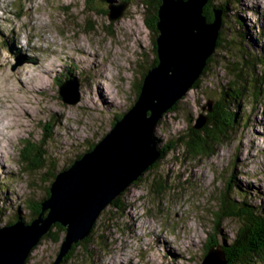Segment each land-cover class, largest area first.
<instances>
[{
  "label": "rangeland",
  "instance_id": "obj_1",
  "mask_svg": "<svg viewBox=\"0 0 264 264\" xmlns=\"http://www.w3.org/2000/svg\"><path fill=\"white\" fill-rule=\"evenodd\" d=\"M93 2L89 5L98 9L108 5ZM230 4L229 20L234 15L242 20L233 27L243 34L251 30L264 44V0ZM146 9V0H127L122 16L110 20L107 14L87 11L85 0H0L3 211L12 214L20 204L28 218L21 203L46 194L52 180L46 174L70 165L111 128L114 115L130 107L143 69L155 56ZM217 52L200 89L191 88L155 126L159 144L172 150L122 191L115 205L101 211L95 227L101 237L95 235L87 246L81 243L64 264H198L204 244L231 238L238 226L232 219L215 220L229 176L251 186L248 199L264 200V94L257 103L241 101L245 119L222 131L226 138L214 142L210 154H196L175 141L178 133L188 138V127L207 112L203 107L219 99L222 87L235 79L226 68L234 56ZM256 71L258 80L251 86L264 91L263 66ZM63 72L77 76L70 79L79 81L76 104L64 103L59 95L56 77ZM104 98L115 100V106L105 105ZM234 104L227 101L226 107ZM60 244L61 239L44 238L25 264H49Z\"/></svg>",
  "mask_w": 264,
  "mask_h": 264
},
{
  "label": "water",
  "instance_id": "obj_2",
  "mask_svg": "<svg viewBox=\"0 0 264 264\" xmlns=\"http://www.w3.org/2000/svg\"><path fill=\"white\" fill-rule=\"evenodd\" d=\"M207 1H160L155 38L157 63L147 69L134 104L122 118L113 119L112 127L92 148L54 173L49 195L41 201L37 217L30 223L15 220L0 224V264H25L31 249L55 223L65 228V234L49 264H60L72 246L89 235L101 211L161 156L155 126L202 74L222 29L220 9L213 8V20L204 15ZM85 5L87 11L93 9L115 20L122 16L126 3L98 9L85 0ZM59 85L62 101L76 104L79 81L68 79ZM211 106L212 102H208L203 109L211 112ZM207 119L200 114L193 127L201 128ZM201 264H226L222 249L211 247Z\"/></svg>",
  "mask_w": 264,
  "mask_h": 264
},
{
  "label": "trees",
  "instance_id": "obj_3",
  "mask_svg": "<svg viewBox=\"0 0 264 264\" xmlns=\"http://www.w3.org/2000/svg\"><path fill=\"white\" fill-rule=\"evenodd\" d=\"M102 1V0H101ZM105 4H109L113 2L112 0H103ZM150 9H146L148 11V15L145 16L146 25L154 35L152 42L154 44V58L152 61H149L146 68L143 69L141 78L136 85V92L134 93L133 102L130 106L134 104L136 97L140 92V87L142 83V79L145 76L147 69L152 65L157 63L156 56V46H155V38L157 35V9L161 0H146ZM231 1L233 0H208L207 3L203 7V13L209 20H213L214 13L213 8H218L222 12V23H221V31L217 38V45L214 50V53L207 59V64L204 67L202 74L198 77V79L194 82L192 88L200 89L201 78L203 75H207L210 66L214 63L215 56L218 55L219 50H223L225 53H228L234 56L233 62L226 66V68L231 72V74L235 77V79L231 82H228L227 87L223 86V91L221 93V97L215 100L212 103V111L206 112L207 116L206 123L199 129L193 127H188L187 137L183 139L182 136L178 133L175 138V141L178 142L181 146L185 147L188 150L193 151L196 154H208L211 151L212 144L214 142H221L226 138V136L222 133L225 129H229L228 126L230 124L235 125L240 120H244L245 118L241 116V101H246L249 99V102L257 103L260 95L264 94V91L260 88H254L251 86L254 82L257 83V69L258 66H263L264 69V44L257 42V38H255V33L249 30L247 33L240 32L236 27H233V23L242 24V20L240 17L235 16L234 21L229 20L228 12L232 8ZM89 4L94 3L93 0H86ZM118 3H127V0H116ZM232 10V9H231ZM231 29V30H230ZM230 30L232 33L231 36H227L229 34L225 33ZM263 30L261 31V33ZM234 33V34H233ZM263 34V33H262ZM247 41V42H246ZM249 43L252 48L245 47L246 44ZM236 45L232 46V45ZM248 44V45H249ZM249 45V46H250ZM236 51V52H233ZM232 53V54H231ZM239 59H237L236 54ZM222 57V55H220ZM246 71V72H244ZM73 77H77L72 72H63L62 74L56 77L58 84L64 82L65 80L71 79ZM243 77V78H242ZM262 79V76L259 77ZM239 81V82H238ZM234 82V83H233ZM234 100V108L226 107V102ZM178 103V101H177ZM176 103V104H177ZM173 105L170 110L176 109L177 105ZM110 106H115L114 104H110ZM122 118L121 114H116L113 118ZM244 118V119H243ZM114 122L111 123V126ZM232 129V128H230ZM106 133V132H105ZM105 133L100 135L102 137ZM96 140L93 143H89L86 145L85 150H88L94 146L97 142ZM156 141L159 146V139L156 137ZM162 154L161 156L149 167H153L157 165L160 159H162L168 152L172 149H168L167 151L161 146ZM81 153L76 155V158L80 156ZM210 154V153H209ZM31 163L32 167H35L36 164ZM71 164V163H70ZM69 166V165H68ZM67 166L62 167L61 169L66 168ZM57 170L55 168L51 169L49 173L46 175L49 176V179H54V173ZM237 177L235 175H231L228 177V183L223 188L220 197L219 209L215 213L216 224H219L221 218L223 219H232L235 220L238 224L236 230L233 233V236L230 238L216 237L215 240L209 241L204 244L202 248L201 262L203 257L207 254L208 250L211 247L219 246L226 258V264H264V200L259 199L258 202H255L254 199H248V190L251 189V186L247 183L245 185H239L237 182ZM51 180V181H52ZM139 178L137 179V181ZM136 183V180L133 182ZM232 184V185H231ZM49 195L48 187L46 190V194L40 197L38 201L29 198H24L21 205L23 207L28 208L29 217L25 218L22 214L23 208L20 204L14 206L11 213H6L0 207V224H9L15 220H20L24 223H30L32 219L37 217L41 212V201ZM118 199V197H117ZM116 198L110 203L111 205H115ZM35 202V203H34ZM4 209V208H3ZM104 212V211H103ZM46 211L43 212L45 214ZM99 218V217H98ZM213 222L214 219H213ZM219 226V225H218ZM217 226V227H218ZM95 227H97V223L93 224L91 231L87 237L74 244L71 250L64 256L62 263H66L73 256H75V249L81 244L86 243L87 246L89 243H93L96 236L101 237L95 231ZM65 234V228L60 224L55 223L50 227V231L42 236L40 241L44 238L51 239L53 241H61L64 238V234L59 236L60 233ZM88 243V244H87ZM35 246L31 249L33 250ZM30 254V253H29ZM195 254V253H194ZM29 255L25 262L28 261ZM199 262L198 264H201Z\"/></svg>",
  "mask_w": 264,
  "mask_h": 264
},
{
  "label": "bare ground",
  "instance_id": "obj_4",
  "mask_svg": "<svg viewBox=\"0 0 264 264\" xmlns=\"http://www.w3.org/2000/svg\"><path fill=\"white\" fill-rule=\"evenodd\" d=\"M68 66V65H67ZM89 68V67H88ZM101 98H103V95H101ZM102 101L105 103V105H110V104H114L116 103L115 100L109 99V98H104L102 99ZM229 181V180H228ZM173 252V251H172Z\"/></svg>",
  "mask_w": 264,
  "mask_h": 264
},
{
  "label": "flooded vegetation",
  "instance_id": "obj_5",
  "mask_svg": "<svg viewBox=\"0 0 264 264\" xmlns=\"http://www.w3.org/2000/svg\"><path fill=\"white\" fill-rule=\"evenodd\" d=\"M153 51H154V48H153ZM140 179V178H139ZM137 181V180H136Z\"/></svg>",
  "mask_w": 264,
  "mask_h": 264
}]
</instances>
